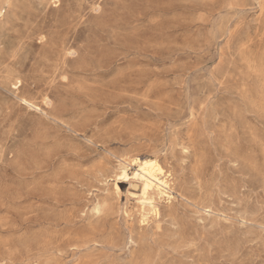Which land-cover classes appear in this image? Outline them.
<instances>
[{
	"label": "rangeland",
	"instance_id": "374dc122",
	"mask_svg": "<svg viewBox=\"0 0 264 264\" xmlns=\"http://www.w3.org/2000/svg\"><path fill=\"white\" fill-rule=\"evenodd\" d=\"M0 11V264H264V0Z\"/></svg>",
	"mask_w": 264,
	"mask_h": 264
},
{
	"label": "bare ground",
	"instance_id": "6f19581e",
	"mask_svg": "<svg viewBox=\"0 0 264 264\" xmlns=\"http://www.w3.org/2000/svg\"><path fill=\"white\" fill-rule=\"evenodd\" d=\"M0 14H2V11H0ZM20 102L29 107H34L33 103L24 97L20 98ZM117 177L125 179L129 177L128 168L126 166H122L119 169ZM132 178L141 185V202H139L141 203L142 207L155 209L153 204L154 200L152 201V199L149 197L150 193L153 191H156L159 195L167 199L172 198V188L168 178L163 172L162 168L159 167L155 161L137 160V168L132 172Z\"/></svg>",
	"mask_w": 264,
	"mask_h": 264
}]
</instances>
